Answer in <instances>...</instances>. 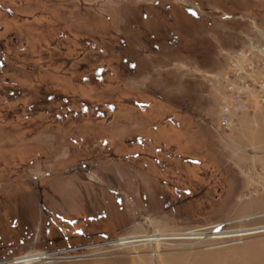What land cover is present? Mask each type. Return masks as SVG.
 <instances>
[{
    "label": "rangeland",
    "instance_id": "374dc122",
    "mask_svg": "<svg viewBox=\"0 0 264 264\" xmlns=\"http://www.w3.org/2000/svg\"><path fill=\"white\" fill-rule=\"evenodd\" d=\"M248 37L264 0H0V264H264Z\"/></svg>",
    "mask_w": 264,
    "mask_h": 264
},
{
    "label": "built area",
    "instance_id": "2783aa9c",
    "mask_svg": "<svg viewBox=\"0 0 264 264\" xmlns=\"http://www.w3.org/2000/svg\"><path fill=\"white\" fill-rule=\"evenodd\" d=\"M247 39L251 50L231 55L230 71L221 79L227 94L219 121L220 128L224 130L231 129L235 114L252 110L254 103L264 104V53L254 49V42L249 37ZM261 171L263 169L258 174L253 171L257 174L258 183L252 187L253 191L244 195L245 198L264 194V174ZM50 258L54 259L53 255Z\"/></svg>",
    "mask_w": 264,
    "mask_h": 264
},
{
    "label": "crops",
    "instance_id": "0c3cea01",
    "mask_svg": "<svg viewBox=\"0 0 264 264\" xmlns=\"http://www.w3.org/2000/svg\"><path fill=\"white\" fill-rule=\"evenodd\" d=\"M246 119L245 121H251V125H247L248 128L252 131L253 139H255L253 142V150L255 153H264V104L260 103H254L253 108L251 110V114H247L244 116ZM257 139V140H256ZM246 231L241 232L237 235H223L220 237H234L239 236L243 237ZM251 234H259L264 233V230L257 229V230H250ZM219 237V236H217Z\"/></svg>",
    "mask_w": 264,
    "mask_h": 264
},
{
    "label": "bare ground",
    "instance_id": "6f19581e",
    "mask_svg": "<svg viewBox=\"0 0 264 264\" xmlns=\"http://www.w3.org/2000/svg\"><path fill=\"white\" fill-rule=\"evenodd\" d=\"M253 48L256 49V50L258 49V51H259V47H257L256 45H253ZM50 257H51V255L49 256V258H47L48 260L46 259L47 262L45 264H53V263H55V260L51 259Z\"/></svg>",
    "mask_w": 264,
    "mask_h": 264
}]
</instances>
